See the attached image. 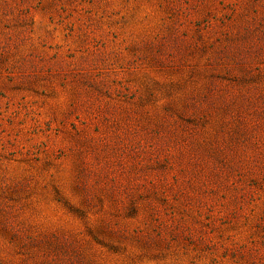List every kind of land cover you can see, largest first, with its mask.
I'll return each instance as SVG.
<instances>
[{
	"label": "rangeland",
	"instance_id": "obj_1",
	"mask_svg": "<svg viewBox=\"0 0 264 264\" xmlns=\"http://www.w3.org/2000/svg\"><path fill=\"white\" fill-rule=\"evenodd\" d=\"M0 264H264V0H0Z\"/></svg>",
	"mask_w": 264,
	"mask_h": 264
}]
</instances>
